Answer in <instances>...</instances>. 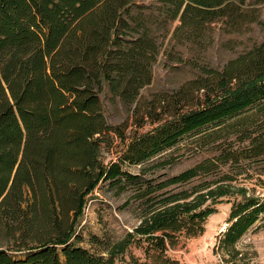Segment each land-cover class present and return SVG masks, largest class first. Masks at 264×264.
<instances>
[{"label":"trees","instance_id":"trees-1","mask_svg":"<svg viewBox=\"0 0 264 264\" xmlns=\"http://www.w3.org/2000/svg\"><path fill=\"white\" fill-rule=\"evenodd\" d=\"M245 1L0 0V264H186L170 251L202 234L222 202L215 264H254L237 243L264 225V42L220 71L140 96L159 38L172 28L198 41L218 20L250 17ZM104 97L127 108L135 131L107 120ZM187 138L212 153L143 179L183 155L173 150ZM123 181L139 223L118 238L83 236L86 195Z\"/></svg>","mask_w":264,"mask_h":264},{"label":"rangeland","instance_id":"rangeland-1","mask_svg":"<svg viewBox=\"0 0 264 264\" xmlns=\"http://www.w3.org/2000/svg\"><path fill=\"white\" fill-rule=\"evenodd\" d=\"M243 10L251 11L252 15L239 20L237 24L233 23L235 26L228 21L218 20L212 24L207 35L198 41H178L171 36L172 28L165 37L159 38L160 53L152 65L150 83L141 89V98L147 100L159 91L171 92L187 80L206 76L204 72L209 69L220 71L228 62L244 56L264 42V0H246ZM103 101L105 114L110 123L126 122L130 125L126 129L127 134L135 131V126L131 125V113L127 108L107 97H104ZM150 127L151 125L146 123L138 132ZM115 144L117 145L118 141ZM173 152L174 155L182 153L183 155L169 166L147 171L143 179H160L174 175L212 153L207 148H201L200 144L192 142L191 138L183 139ZM112 158L114 149L111 152L106 150L102 152V159L105 162ZM124 170L136 174L140 170V165L126 164ZM133 189V185L126 181H123L121 187L108 183L96 186L85 197L76 219V230L86 237L106 233L112 238L121 237L126 231H132L139 223L140 215L138 201L132 197ZM258 192L264 194L263 189H258L256 193ZM229 209V203L217 204L216 212L205 220L204 232L187 239L184 243L180 242L170 251L171 254L186 264H215L217 256L212 253V247L219 232L227 225ZM257 225L241 237L237 248L246 253L252 263L264 264V225ZM131 251L135 256L142 258L139 248H132Z\"/></svg>","mask_w":264,"mask_h":264}]
</instances>
